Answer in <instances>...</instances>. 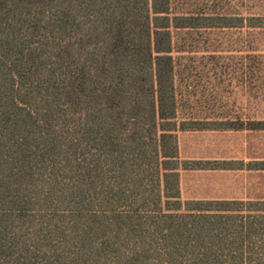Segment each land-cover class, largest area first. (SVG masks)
Instances as JSON below:
<instances>
[{
	"label": "trees",
	"instance_id": "trees-1",
	"mask_svg": "<svg viewBox=\"0 0 264 264\" xmlns=\"http://www.w3.org/2000/svg\"><path fill=\"white\" fill-rule=\"evenodd\" d=\"M238 1L0 0V264H264V201L181 195L183 171L264 169L180 155L181 133L264 130L185 104L197 52L249 53L264 99V0Z\"/></svg>",
	"mask_w": 264,
	"mask_h": 264
},
{
	"label": "rangeland",
	"instance_id": "rangeland-1",
	"mask_svg": "<svg viewBox=\"0 0 264 264\" xmlns=\"http://www.w3.org/2000/svg\"><path fill=\"white\" fill-rule=\"evenodd\" d=\"M238 5H247V0H239ZM250 33L211 32L207 39L216 46L226 47L235 41L247 47L243 43L251 41ZM256 43L264 44V35ZM182 58V65L188 66L191 73L189 91H198L196 97L188 98L192 102L185 104L199 107L196 115L264 121V99L251 93L242 82L244 65L251 61L249 53L224 52L210 58L197 52L184 54ZM205 107L209 110L203 111ZM180 140L183 159L212 163L241 161L244 165L264 163V130L200 131L182 135ZM181 174L183 200L264 201V169L196 170Z\"/></svg>",
	"mask_w": 264,
	"mask_h": 264
},
{
	"label": "crops",
	"instance_id": "crops-1",
	"mask_svg": "<svg viewBox=\"0 0 264 264\" xmlns=\"http://www.w3.org/2000/svg\"><path fill=\"white\" fill-rule=\"evenodd\" d=\"M193 133H199V132H186V133H181L180 135H179V143H180V155H181V157H182V154H183V150H182V145H181V140H180V138H181V136L182 135H186V134H193ZM181 176H182V174H181ZM182 183H181V195H182Z\"/></svg>",
	"mask_w": 264,
	"mask_h": 264
}]
</instances>
